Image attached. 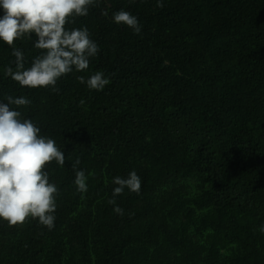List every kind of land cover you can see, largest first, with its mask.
Masks as SVG:
<instances>
[{
    "label": "trees",
    "instance_id": "1",
    "mask_svg": "<svg viewBox=\"0 0 264 264\" xmlns=\"http://www.w3.org/2000/svg\"><path fill=\"white\" fill-rule=\"evenodd\" d=\"M162 2L98 0L67 24L100 51L58 91L5 75L13 47L26 68L40 54L34 34L0 41V103L30 99L16 110L66 157L45 169L59 193L54 228L0 220V264H264V0ZM120 10L139 34L114 22ZM96 71L110 80L102 91L77 79ZM132 171L141 189L116 198L118 215L112 180Z\"/></svg>",
    "mask_w": 264,
    "mask_h": 264
},
{
    "label": "clouds",
    "instance_id": "2",
    "mask_svg": "<svg viewBox=\"0 0 264 264\" xmlns=\"http://www.w3.org/2000/svg\"><path fill=\"white\" fill-rule=\"evenodd\" d=\"M98 0H0V41L12 47L25 36L35 35L34 48L41 50L30 67H25L26 57L20 48L13 47L15 57L12 67H5V75L23 88H56L57 81L75 68L83 72L89 68L90 58L100 51L90 38L88 29L66 28L75 23L76 17H84ZM157 6L163 7L162 0ZM116 24H123L141 32L136 16L120 10L113 14ZM81 84L91 90L102 91L110 80L101 71H96L85 80L78 76ZM7 103H0V220L11 226L23 225L29 218L52 230L55 226L58 187L50 182L46 167L55 161L64 166L66 157L56 141L41 135V128L31 118H25L16 109L31 105L25 96L5 97ZM84 100L80 101L83 105ZM15 105L14 109L12 106ZM81 159L77 157L71 168L75 173L74 183L80 193L88 191L85 171L78 170ZM112 198L107 202L114 205L113 211L123 215L124 210L117 205L116 198L125 189L139 194L141 179L135 171L127 178L116 176ZM264 233V226L259 229Z\"/></svg>",
    "mask_w": 264,
    "mask_h": 264
}]
</instances>
